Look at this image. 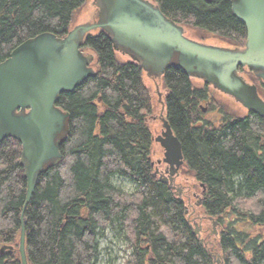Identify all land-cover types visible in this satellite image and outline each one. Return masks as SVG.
I'll return each mask as SVG.
<instances>
[{"label":"trees","instance_id":"obj_1","mask_svg":"<svg viewBox=\"0 0 264 264\" xmlns=\"http://www.w3.org/2000/svg\"><path fill=\"white\" fill-rule=\"evenodd\" d=\"M151 1L184 28L244 46L247 29L231 0ZM87 2L0 0V62L29 40L65 37ZM97 16L94 9L92 22ZM81 50L89 58L96 55L91 64L97 62L96 75L58 99L69 114L67 131L62 159L40 173L24 212L29 264H98L101 240L116 227L132 243L125 264H218L215 247L222 264H264V235L236 236L235 219H222L255 202L259 214L248 223L264 225V157L258 154L264 152V117L236 113L238 106L212 94V86L188 76L176 62L162 76L164 116L183 146L180 178H192L196 191L204 184L201 213L224 224L219 240L208 245L194 232L186 200L155 174L148 118L155 110L156 84L140 62L120 59L128 52L104 30L88 33ZM210 113L217 116L207 119ZM21 160L19 140L0 142V249L11 247L0 252V264H22L27 179ZM118 177L131 180L134 191L115 185Z\"/></svg>","mask_w":264,"mask_h":264},{"label":"water","instance_id":"obj_2","mask_svg":"<svg viewBox=\"0 0 264 264\" xmlns=\"http://www.w3.org/2000/svg\"><path fill=\"white\" fill-rule=\"evenodd\" d=\"M231 1L235 16L247 29L242 49L188 38L184 27L168 18L151 0H98L95 22L77 26L63 38L43 35L29 40L0 62V142L9 137L20 141L27 179L19 244L22 264H29L25 209L40 173L62 159L60 147L69 114L57 106L58 99L96 75L90 66L93 58L81 50L88 33L101 29L111 34L116 47H122L140 62L153 80L162 77L166 68L176 62L188 76L203 79L234 97L247 110L264 117V99L257 87L238 72L240 66H247L264 80V0ZM161 121L162 133L155 140L164 148L163 161L170 171L159 179L176 188L181 198L182 188L175 185V177L184 164L182 142L164 116ZM213 227L216 229L217 221H213ZM199 230L197 227L195 233L200 234ZM8 248L11 247L2 245L0 252ZM214 257L221 264V256Z\"/></svg>","mask_w":264,"mask_h":264},{"label":"rangeland","instance_id":"obj_3","mask_svg":"<svg viewBox=\"0 0 264 264\" xmlns=\"http://www.w3.org/2000/svg\"><path fill=\"white\" fill-rule=\"evenodd\" d=\"M98 0H88V2L86 3V6L83 7L81 10H79L75 17H74V21L72 24V29H74L77 26H81L84 24H88L91 23L93 21V10L94 9H98ZM185 34L188 38L201 42V43H205V44H209V45H216V46H221V47H225V48H234L235 46H232L231 44L225 43L222 39L220 38H216L212 35H209L207 33L189 28V27H185ZM119 57L121 60H127L129 57L127 55H121L119 54ZM95 60L97 61L96 55H94ZM94 61V65L92 66L93 69H97V62ZM146 72V71H145ZM146 76L148 78V80H150L151 82H154L156 85V89L154 88L155 94H154V98L156 99L155 102V110L153 112V114L151 116H149L148 121L150 123L151 128L154 131V137H157L158 135L161 134L163 126H162V121L160 120L161 115L163 114L164 111V97H165V92L163 90H161V77L154 79L151 78L150 76H148L147 72H146ZM156 80V81H155ZM212 94H216V95H221L224 96L225 98H227L229 101H231L235 106H238L237 108L234 109V111L239 114H243L244 112H246V108L243 107L238 101H236L233 97L226 95L220 91L215 90L214 88L212 89ZM219 98V97H218ZM204 107L207 108V105H204ZM240 108V109H238ZM217 116L216 113H210L206 115L207 119H214ZM155 141V140H154ZM164 157V149L162 148V146L160 145V143L155 141L154 144V150H153V160H154V166L157 168L158 162L159 160H162ZM186 178H179L177 180L178 183H185ZM189 180V179H188ZM114 184L117 185L118 187H120L122 190L126 191V192H133L135 189V184L129 180V179H125V178H114L113 180ZM177 184V187L182 188L181 185ZM190 186H194V188L196 187L195 185V181L190 178L189 183ZM197 188V187H196ZM194 190V189H193ZM199 191V190H198ZM197 191V192H198ZM184 189L182 188V195H183ZM200 192V191H199ZM184 196V195H183ZM192 197V194H191ZM187 202V200H186ZM197 202L198 199L195 197H192L191 199V204H188L189 209L190 210H194L196 208V213L198 214L199 212L203 211V208H197ZM187 204V203H186ZM204 214V212H202ZM197 227L200 228L199 232H201L202 230L205 231V233H203L202 235H200L201 238L204 239V237L209 234V238L204 239L208 240L209 242L212 240L218 241L220 237L216 236L212 234V228L213 224L207 220L205 221V223H203L202 225H195L194 224V229H196ZM220 227L215 230L219 231L220 233ZM100 257H99V261L98 264H125L126 260L128 259L129 254L132 251V243L126 239L125 237V232H119V230H117V227L114 229H109L105 238H103L101 240L100 243ZM211 245V244H208ZM218 246V245H217ZM220 252V251H218ZM221 254V253H219Z\"/></svg>","mask_w":264,"mask_h":264},{"label":"flooded vegetation","instance_id":"obj_4","mask_svg":"<svg viewBox=\"0 0 264 264\" xmlns=\"http://www.w3.org/2000/svg\"><path fill=\"white\" fill-rule=\"evenodd\" d=\"M246 41H247V38H246ZM245 41V43H246ZM245 43H244V46H239V47H236L235 48H244L245 47ZM238 72L239 74L250 84L252 85H255L258 89V92L260 94V96L264 99V80L260 77H258L254 71H252L251 69H249L247 66L245 67H239L238 69ZM247 112H249L247 109H246ZM205 112V111H204ZM207 112V110H206ZM205 112V113H206ZM259 156H263L264 157V152H258ZM160 162V161H159ZM158 162V165H157V168L159 170V174H166L168 175V172L170 171V167L168 166V164L164 163L163 159H162V162L159 163ZM156 168V169H157ZM181 176V169L179 170V175H177L175 177V182H177V180L180 178ZM189 178L186 179L185 183L181 182V183H178L179 185L182 186V188L184 189V192H183V197L185 200H187V204H186V213L189 215V219L191 221V224H192V227H194V224L195 225H202L203 226V223H205V221L209 220L212 224H213V221H217V229L220 227V233L219 231L215 230L214 228H212V234L215 235L214 237L218 236V237H221L224 229H223V226L224 224L221 223L217 218H214L212 216H209L207 214H203L201 212H199L198 214H195L196 213V208L194 210H190L189 209V205L188 204H191V199L192 197H195L198 199V202L199 205L197 206V208H202L203 205H204V201L206 199V187L203 186L201 184V190L200 192H197L196 190H193L190 186L189 183ZM191 194H192V197H191ZM250 204V203H248ZM240 209L243 211H235V213H232V215H224V217H222V219H229L231 218L232 220L235 219V231H236V236H251V237H258V236H262L264 235V225H262L261 223H248L249 221V218L251 219V216L250 215H255L257 216L259 213H257V211H259V208L255 206V202H252L250 206L248 207H240ZM246 210V211H245ZM245 211V212H244ZM248 212V215H246ZM245 220V221H244ZM203 233H205V231H201L200 232V235H202ZM201 238V237H200ZM209 238V234H207L204 239H207ZM203 241L204 239L201 238ZM205 242L207 244H214V241L212 240V242L208 241V240H205ZM217 246V244H216ZM213 249V246L211 247ZM215 252H214V256L217 255V257L219 258V255L221 256V254H219L220 252H216V247L214 248ZM221 263V261H220Z\"/></svg>","mask_w":264,"mask_h":264},{"label":"bare ground","instance_id":"obj_5","mask_svg":"<svg viewBox=\"0 0 264 264\" xmlns=\"http://www.w3.org/2000/svg\"><path fill=\"white\" fill-rule=\"evenodd\" d=\"M204 186V184H202Z\"/></svg>","mask_w":264,"mask_h":264}]
</instances>
